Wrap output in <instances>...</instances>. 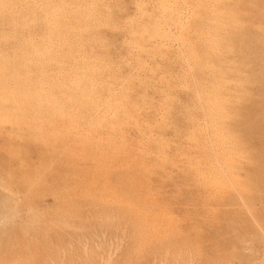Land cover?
<instances>
[{"label": "rangeland", "instance_id": "1", "mask_svg": "<svg viewBox=\"0 0 264 264\" xmlns=\"http://www.w3.org/2000/svg\"><path fill=\"white\" fill-rule=\"evenodd\" d=\"M0 264H264V0H0Z\"/></svg>", "mask_w": 264, "mask_h": 264}, {"label": "bare ground", "instance_id": "2", "mask_svg": "<svg viewBox=\"0 0 264 264\" xmlns=\"http://www.w3.org/2000/svg\"><path fill=\"white\" fill-rule=\"evenodd\" d=\"M10 1V0H9ZM59 15V14H58ZM3 81V80H2ZM24 86V85H23ZM45 172H46V170H45ZM223 191V190H222ZM18 200V199H17ZM243 201V200H242Z\"/></svg>", "mask_w": 264, "mask_h": 264}]
</instances>
